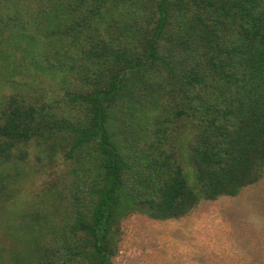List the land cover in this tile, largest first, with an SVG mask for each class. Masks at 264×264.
I'll list each match as a JSON object with an SVG mask.
<instances>
[{"label":"trees","instance_id":"obj_1","mask_svg":"<svg viewBox=\"0 0 264 264\" xmlns=\"http://www.w3.org/2000/svg\"><path fill=\"white\" fill-rule=\"evenodd\" d=\"M263 171L264 0H0V264H113Z\"/></svg>","mask_w":264,"mask_h":264},{"label":"rangeland","instance_id":"obj_2","mask_svg":"<svg viewBox=\"0 0 264 264\" xmlns=\"http://www.w3.org/2000/svg\"><path fill=\"white\" fill-rule=\"evenodd\" d=\"M36 185L19 189L28 198ZM113 264H264V171L237 195L202 200L180 218L129 216Z\"/></svg>","mask_w":264,"mask_h":264}]
</instances>
